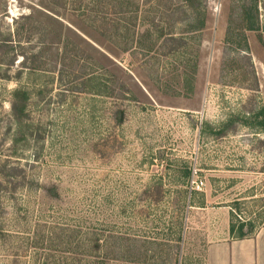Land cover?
<instances>
[{"label":"rangeland","instance_id":"1","mask_svg":"<svg viewBox=\"0 0 264 264\" xmlns=\"http://www.w3.org/2000/svg\"><path fill=\"white\" fill-rule=\"evenodd\" d=\"M186 1L101 0L104 37L90 0H0V264H203V205L264 226V0Z\"/></svg>","mask_w":264,"mask_h":264},{"label":"crops","instance_id":"2","mask_svg":"<svg viewBox=\"0 0 264 264\" xmlns=\"http://www.w3.org/2000/svg\"><path fill=\"white\" fill-rule=\"evenodd\" d=\"M191 222L205 232L203 264H264V226L251 236L238 238V228L231 233L230 207L192 208Z\"/></svg>","mask_w":264,"mask_h":264},{"label":"trees","instance_id":"3","mask_svg":"<svg viewBox=\"0 0 264 264\" xmlns=\"http://www.w3.org/2000/svg\"><path fill=\"white\" fill-rule=\"evenodd\" d=\"M49 1L51 4H53L54 6L61 8L63 6V4L60 3V1L63 0H47ZM114 1L115 4H117L118 8H119V12L117 13L119 16L124 15L125 17H130L131 21H134V24H136V22L138 21V19L141 16V11L142 10V0H112ZM194 0H189L186 1L187 3L191 4L192 8H195V5H193ZM198 1V0H196ZM101 0H90L89 5L85 4L83 6H81V10L80 9H75L79 13L78 17L81 19H84L86 21V19L89 20V22L91 23H87L90 27H92L93 29H96L100 32L101 35H103L104 37H108L106 31L102 30L99 26H101L100 24H102L103 26L108 23L106 20L107 16L106 13L108 10H106V8H101ZM76 3V1H74V3H65L64 8H66V6H71L73 7V5ZM148 5V1L145 2L144 4ZM81 4V2H80ZM87 5V6H86ZM104 5V4H103ZM146 5V6H147ZM144 6V5H143ZM97 7V8H96ZM74 12H77L75 11ZM198 14V9L196 7V13H195V17H197ZM204 19V18H203ZM26 20H30V18H26ZM205 21V20H204ZM204 21H202L201 23V27H200V31L204 29L205 27V23ZM101 22V23H100ZM99 25V26H98ZM18 26H16V31L15 34L18 33V36H20L21 32L18 31ZM196 30L199 31V27L191 29L190 33L193 34L194 32H196ZM250 30H253V27H250ZM14 34V35H15ZM159 35L161 37H163L165 34L163 33V31L159 30ZM170 36L167 38L170 42L175 43L177 47L182 48L185 45V40L181 39V38H175V37H171V34H169ZM112 40V39H110ZM10 45L9 42H6L4 45L1 46V51L3 52H8L7 46ZM126 50V49H124ZM36 56H32V60H35ZM24 66L26 65V63L28 62V59H24ZM29 100H30V95L29 93L24 90H17L15 91V93L13 94V100L11 103V108H12V117L14 118V120L19 123L22 124L24 122V120L27 118L28 113V106H29ZM29 116V115H28ZM234 232V227H231V233ZM253 233L252 230L249 231H244L243 227H239L238 228V238L239 239H244L248 236H251Z\"/></svg>","mask_w":264,"mask_h":264},{"label":"built area","instance_id":"4","mask_svg":"<svg viewBox=\"0 0 264 264\" xmlns=\"http://www.w3.org/2000/svg\"><path fill=\"white\" fill-rule=\"evenodd\" d=\"M205 187V183L201 180L196 179L195 175L190 181V188L193 191H201Z\"/></svg>","mask_w":264,"mask_h":264}]
</instances>
